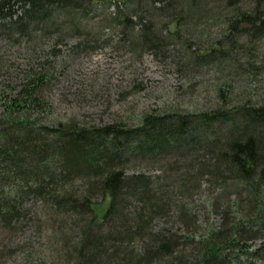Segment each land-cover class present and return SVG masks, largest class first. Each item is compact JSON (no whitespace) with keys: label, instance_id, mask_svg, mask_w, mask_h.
Instances as JSON below:
<instances>
[{"label":"trees","instance_id":"obj_1","mask_svg":"<svg viewBox=\"0 0 264 264\" xmlns=\"http://www.w3.org/2000/svg\"><path fill=\"white\" fill-rule=\"evenodd\" d=\"M111 6L105 19L119 44L179 73L198 67L187 77L228 65L256 82L258 100L232 101L224 82L219 104L207 110L151 109L137 124L49 125L38 114L54 71L37 61L0 112V229L38 224L55 248L34 264L264 260V0H0V38L57 34L49 49L56 56L63 23H73L70 48L92 50L99 35L71 14L80 21ZM161 160L164 174L138 169ZM203 186L209 210L220 215L204 228L187 201ZM164 218L170 224L159 226ZM13 251L0 249V264Z\"/></svg>","mask_w":264,"mask_h":264},{"label":"rangeland","instance_id":"obj_2","mask_svg":"<svg viewBox=\"0 0 264 264\" xmlns=\"http://www.w3.org/2000/svg\"><path fill=\"white\" fill-rule=\"evenodd\" d=\"M112 9V6L110 9L101 7L80 21L71 14L76 24L80 23L92 31L93 36L96 33L99 35L97 47L92 50L74 51L70 48V44L77 39L69 28L73 23H63L62 41L56 46L60 51L56 56L51 55L49 49L57 34L33 40L24 38L20 43L1 37L0 112L3 102L19 89L25 71L43 60L51 63L50 71H54V77L44 94L45 110L38 115L42 122L49 125L70 120L85 125L109 124L117 120L137 124L142 115L151 109L162 114L207 110L219 104L217 88L222 87L224 82L231 87H226V90L230 89L232 101L242 102L250 97L257 99L251 94L256 82L246 74L231 71L228 65H224L222 71H217L215 67H202L203 71L187 77L186 72H199L198 67L187 65L192 67L179 73L177 66L167 60H158L147 51L131 50L119 44L116 41L118 35L111 30V25V28L107 27L109 24L105 19L107 11ZM55 18L59 19L57 15ZM260 47L264 49V40ZM177 62L183 60L178 59ZM227 74L231 78L229 83ZM164 160L156 163L153 169L145 170V166L138 169L164 174ZM210 197V191L203 186L201 191L187 199L188 206L191 204V213L196 215L202 228L220 220L217 211H210L207 206ZM170 221L164 218L158 221V225H169ZM35 224H28L22 231L14 233L0 229V249L14 248L3 264H34L55 248L52 240L48 241L44 236L40 238L38 224ZM58 262L64 263H60L59 258ZM243 264H264V260L253 259Z\"/></svg>","mask_w":264,"mask_h":264}]
</instances>
